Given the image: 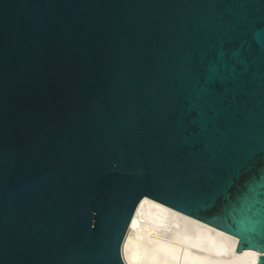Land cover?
Returning a JSON list of instances; mask_svg holds the SVG:
<instances>
[{
    "label": "water",
    "instance_id": "95a60500",
    "mask_svg": "<svg viewBox=\"0 0 264 264\" xmlns=\"http://www.w3.org/2000/svg\"><path fill=\"white\" fill-rule=\"evenodd\" d=\"M145 196L264 264V0H0V264H126Z\"/></svg>",
    "mask_w": 264,
    "mask_h": 264
},
{
    "label": "bare ground",
    "instance_id": "6f19581e",
    "mask_svg": "<svg viewBox=\"0 0 264 264\" xmlns=\"http://www.w3.org/2000/svg\"><path fill=\"white\" fill-rule=\"evenodd\" d=\"M236 242L234 236L145 196L121 251L126 264H256L259 252L235 251Z\"/></svg>",
    "mask_w": 264,
    "mask_h": 264
}]
</instances>
